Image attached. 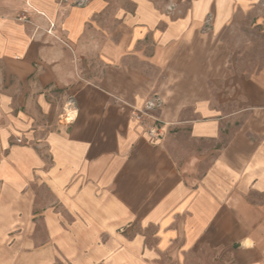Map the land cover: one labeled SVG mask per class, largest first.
I'll return each instance as SVG.
<instances>
[{"label":"crops","instance_id":"1","mask_svg":"<svg viewBox=\"0 0 264 264\" xmlns=\"http://www.w3.org/2000/svg\"><path fill=\"white\" fill-rule=\"evenodd\" d=\"M244 26L264 0H0V264H264Z\"/></svg>","mask_w":264,"mask_h":264},{"label":"rangeland","instance_id":"2","mask_svg":"<svg viewBox=\"0 0 264 264\" xmlns=\"http://www.w3.org/2000/svg\"><path fill=\"white\" fill-rule=\"evenodd\" d=\"M113 4H121L126 3L127 0H112ZM155 4L161 7L164 10L170 11L175 16H180L186 12V10L190 7V5L195 0H152ZM239 21L245 25L252 21V18L247 16H240ZM245 27V26H244ZM238 28L236 34L233 35V32L229 34V39L234 47V49L240 54L243 55L241 58V63L243 65H248L250 63L249 58H252L253 64V49L255 55L264 56V40L260 39L259 36L255 37V42L253 44V31L249 27ZM240 29V30H239ZM260 63V61H259ZM72 257L67 259V264H74L72 261Z\"/></svg>","mask_w":264,"mask_h":264},{"label":"built area","instance_id":"3","mask_svg":"<svg viewBox=\"0 0 264 264\" xmlns=\"http://www.w3.org/2000/svg\"><path fill=\"white\" fill-rule=\"evenodd\" d=\"M149 108V107H148ZM143 115L142 111H135L133 116L137 119H141ZM149 135L154 138H161L164 134L163 127L160 122H155L153 125L149 126Z\"/></svg>","mask_w":264,"mask_h":264}]
</instances>
